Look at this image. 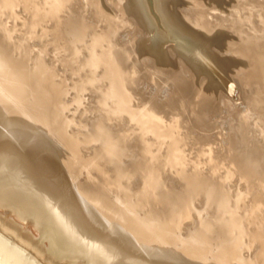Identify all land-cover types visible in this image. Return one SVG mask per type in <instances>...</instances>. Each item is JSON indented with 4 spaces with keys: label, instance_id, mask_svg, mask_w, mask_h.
Instances as JSON below:
<instances>
[{
    "label": "rangeland",
    "instance_id": "1",
    "mask_svg": "<svg viewBox=\"0 0 264 264\" xmlns=\"http://www.w3.org/2000/svg\"><path fill=\"white\" fill-rule=\"evenodd\" d=\"M140 1L136 2L138 5L140 2L143 11L133 0H98L99 6L95 0H0V13L7 12L6 16L0 15V33H3V37L0 34V65L6 77L3 79L0 75V105L11 102L10 115L8 114L11 119L5 127L11 128L19 120L25 122L14 124L11 133L26 145L24 147L28 161H37L46 171L50 169L48 172L52 174L51 177L60 176L57 179L62 182L61 186L81 197L98 215H108L110 222L117 225L111 228L113 232L123 227L128 234L137 236L148 246L167 250L168 256L176 257L179 264H264V44L259 50L257 47L252 49L260 41L264 43V0H163L164 4L161 5L157 4V0ZM261 1L262 5H258ZM26 6L36 13L40 9L42 15L38 20L33 21ZM162 7L165 8L162 10ZM50 9L53 10L50 11L52 14ZM97 11L101 12L100 17L97 16ZM164 12L177 28L188 32L195 43L202 47L210 69H200L192 58L182 56L177 48L178 38L169 32L171 30H168L164 22ZM62 15L70 17L61 20ZM147 17L149 19L144 21L147 25H144L141 19L145 20ZM56 21L66 28L63 33L59 30L56 33L51 31L57 29ZM71 25H74V29ZM156 25L158 28H155ZM157 35L161 40L169 41H161ZM74 37H78V42ZM156 41L158 42L152 43ZM90 42L92 43L89 44ZM71 46H77V53ZM254 51L257 54L260 51L261 56L258 58ZM99 55L106 56L108 63L104 58L99 60ZM115 57L119 60H115ZM104 61L107 67L103 65ZM110 65L111 68L116 67L117 80L102 77ZM166 68L169 75L165 72ZM99 72V75L102 74L98 75L100 78L97 76ZM222 75H226L224 79ZM148 80L152 81L149 83ZM225 81L232 84L234 96L231 99L242 104L241 107L246 105L245 109L248 106L252 108L248 118L254 117L257 111L258 122L261 123L262 120L258 127L255 124H252L255 128L247 125L243 131L247 134L244 137L241 136L243 132L231 128L232 120L226 117L219 98L213 96L215 91L219 94L218 97L224 92L219 88ZM118 88L124 90L122 92L125 96L120 98L122 103L120 100V103H116L114 97L106 98L109 95L108 89ZM143 92L145 95H140ZM97 98H100L99 101ZM176 101L186 104L175 107L173 105ZM139 102L142 103L141 106ZM188 103H196L194 106L197 107L191 108ZM144 105H148L149 109L153 106L152 109L158 111L156 113L159 118L163 116L160 113H164L169 106L174 107L175 111L170 112L160 131L157 123L152 124L153 118L141 110L145 108ZM201 106L203 110L199 109ZM92 110H97L98 114ZM194 115H200L201 118ZM124 116H127L129 122ZM211 116L215 117V121L219 119L218 122ZM203 118L208 123H204ZM221 126L227 128L229 134L223 138L222 143H218L219 140L215 139L216 131ZM203 127L208 130L207 135ZM212 128H215V132ZM133 140H137L139 145L132 143ZM140 143L143 145L140 146ZM134 146H138V149ZM160 147L166 152L176 151V157L160 156L157 151ZM14 148L15 145L8 147L7 151L14 152ZM201 148L207 151L203 149L201 152ZM208 148L211 151L209 153ZM135 149L139 151L136 152ZM27 150L32 152L29 151V154ZM203 152H207V155ZM212 156L214 161L209 159H213ZM113 157L117 159L114 160ZM219 158L223 160L219 161ZM251 159L257 161L258 166L252 165L246 171L245 168L254 163ZM215 161L221 162V165L223 163V166L216 167L213 165ZM231 161L237 168L229 166L233 164ZM224 164L228 166L225 167ZM228 167L229 170L226 169ZM174 171L178 176L173 174ZM118 226L120 228L117 229Z\"/></svg>",
    "mask_w": 264,
    "mask_h": 264
},
{
    "label": "bare ground",
    "instance_id": "2",
    "mask_svg": "<svg viewBox=\"0 0 264 264\" xmlns=\"http://www.w3.org/2000/svg\"><path fill=\"white\" fill-rule=\"evenodd\" d=\"M37 1V0H36ZM45 1V0H43ZM137 5L138 2H136L137 0H133ZM140 1V0H139ZM143 1V0H142ZM201 1V0H200ZM58 2V1H57ZM141 2V1H140ZM139 5L137 7H139V9L141 11H143V9L141 8L142 5ZM195 2V1H194ZM199 2V1H198ZM206 2V1H205ZM203 2V3H205ZM246 2V1H245ZM19 3V2H18ZM17 3V4H18ZM26 3V2H24ZM23 3V4H24ZM33 3V2H32ZM46 3V2H45ZM95 3L99 6L98 4V0H95ZM191 3V2H190ZM248 3V2H246ZM256 3V2H255ZM260 3H263L262 1L258 3V5H262ZM14 4V3H13ZM11 4L14 8V5ZM16 4V5H17ZM28 4V3H27ZM36 4V3H35ZM91 4V3H90ZM156 4V2H155ZM154 4V5H155ZM157 4L161 5L164 4L163 0H157ZM167 4V3H166ZM1 5V4H0ZM10 5V6H11ZM19 5V4H18ZM34 5V4H32ZM61 5V4H60ZM134 5V4H133ZM210 5V4H209ZM254 5V4H253ZM256 5V4H255ZM23 6V5H22ZM29 6V5H28ZM28 6H26L25 8H27ZM31 6V5H30ZM41 6V4L39 5ZM130 6V5H129ZM9 7V6H8ZM18 7V6H17ZM35 7V5H34ZM38 7V6H37ZM93 7V6H92ZM136 7V5H135ZM155 7V6H154ZM175 7V6H174ZM2 8V7H1ZM24 8V9H25ZM39 8V7H38ZM37 8V9H38ZM133 8V7H132ZM157 8L158 5H157ZM165 7H162V10ZM16 8H14L15 10ZM127 9V8H126ZM130 9V8H129ZM155 9V8H154ZM213 10V8H211ZM131 10V9H130ZM161 10V9H160ZM165 10V9H164ZM176 10V9H175ZM204 10V9H203ZM16 11V10H15ZM27 11V10H26ZM28 11L29 13L32 15V19L35 22V19H39V16L42 15V13L39 12L36 13L35 10L31 11V9L29 10L28 7ZM47 11V10H46ZM53 10L50 9L49 12ZM52 12H50V14H52ZM60 12V11H59ZM99 12V13H98ZM138 12V11H137ZM167 12V11H166ZM7 13V12H5ZM5 13H0V15H4ZM56 13V12H55ZM96 13V12H95ZM100 11H97V16L100 17ZM139 13V12H138ZM162 13V12H161ZM165 13V12H164ZM164 15V22L168 28V30L170 33L172 32V34L178 38V43H177V48L178 50L182 53V56L187 55V57L189 56L190 58H192L193 61L196 62V64L200 67L206 68L207 70L211 68L209 62L207 61V55L205 54L204 50H202V47H200L198 44L195 43V41L187 34L185 33L183 30H181V28L179 27V24L177 28V25L175 26V24L172 23L169 15L167 13H165ZM218 13V12H217ZM13 14V13H12ZM15 14V13H14ZM13 14V15H14ZM20 13H18L19 15ZM22 14V13H21ZM66 14V13H65ZM7 14H5L4 16H6ZM12 15V16H13ZM54 15V14H53ZM96 15V14H94ZM143 15V14H142ZM159 15V14H158ZM20 16V15H19ZM44 16V14H43ZM48 16V15H47ZM69 16V15H67ZM66 15H62L61 16V20L64 19L65 17H67ZM141 16V14H140ZM153 16V15H152ZM215 16V15H214ZM221 16V15H220ZM2 17V16H1ZM8 17V16H7ZM17 17V16H16ZM21 17V16H20ZM24 17V16H23ZM51 17V16H49ZM70 17V16H69ZM143 17V16H142ZM146 17V16H145ZM144 17V18H145ZM163 17V16H162ZM6 18V17H5ZM54 18V17H53ZM225 18V17H224ZM37 19V20H38ZM100 19V18H99ZM147 19H149L148 17L144 20L143 18L141 20H143L142 23H144V21H147ZM155 19V18H154ZM163 19V18H162ZM217 19L219 20V17H217ZM31 20V19H29ZM41 20L43 21V19L41 18ZM56 20V18H55ZM54 20V21H55ZM72 20V19H71ZM101 20V19H100ZM121 20V19H120ZM174 20V19H172ZM206 20V18H205ZM208 20V19H207ZM255 20V19H254ZM1 21V20H0ZM49 21H52L49 19ZM60 21V20H59ZM75 21V20H74ZM119 21V20H118ZM138 21V20H137ZM151 21V20H150ZM156 21V20H155ZM163 21V20H162ZM175 21V20H174ZM190 21V20H189ZM3 22V21H2ZM30 22V21H29ZM32 22V21H31ZM30 22V23H31ZM41 22V21H38ZM53 22V21H52ZM57 22V21H56ZM67 22V21H66ZM73 22V21H72ZM76 22V21H75ZM87 23L89 21H86ZM185 22V21H184ZM193 22V21H192ZM206 22V21H205ZM225 22V21H224ZM55 23V22H54ZM64 23V21H63ZM68 23V22H67ZM65 23V24H67ZM140 23V22H138ZM138 23H136L138 25ZM148 23V22H147ZM161 23V22H160ZM190 23V22H189ZM195 23V22H194ZM4 24V23H3ZM38 23H36L37 26ZM50 25V23H47ZM58 24V22H57ZM56 24V26H57ZM69 24V23H68ZM67 24V25H68ZM74 24V22H73ZM89 24V23H88ZM91 24V22H90ZM122 24V23H121ZM155 24V23H154ZM177 24V23H176ZM197 24V23H196ZM54 25V24H53ZM51 25V26H53ZM78 25V23L76 24ZM85 25V24H84ZM92 25V24H91ZM123 25V24H122ZM142 25V24H141ZM144 25H147L144 23ZM162 25V24H161ZM191 25V23H190ZM194 25V24H193ZM200 25V24H199ZM2 27V25H0ZM34 26V25H33ZM41 26V25H40ZM55 26V25H54ZM69 26V25H68ZM74 27V25H71V27ZM93 26V25H92ZM120 26V23H119ZM150 25H148L149 27ZM183 26V25H181ZM195 26V25H194ZM206 26V24H205ZM44 27V26H43ZM70 27V26H69ZM72 27V29H74ZM100 27V26H98ZM97 27V28H98ZM113 27V26H112ZM138 27V26H137ZM158 28V26L156 25L155 28ZM198 27V26H197ZM35 28V27H32ZM31 28V29H32ZM47 28V27H46ZM51 28V27H49ZM111 28V27H110ZM141 28V27H140ZM151 28V27H150ZM200 28V27H199ZM214 28V27H213ZM232 28V27H231ZM1 29V28H0ZM27 29V28H26ZM56 29V28H55ZM51 29V31H54L55 33L57 32V30H59V32H62L64 29L62 23L60 22L57 26L56 30ZM93 29V27H92ZM114 29V28H113ZM117 29V28H116ZM139 29V28H138ZM145 29V28H144ZM154 29V28H153ZM198 29V28H197ZM209 29H211L209 27ZM208 29V30H209ZM7 30V29H6ZM6 30H3L4 32ZM25 30V29H24ZM28 30V29H27ZM42 30V29H41ZM137 30V29H136ZM163 30V29H162ZM207 30V29H206ZM30 31V29H29ZM39 31V30H38ZM50 31V29L48 30ZM67 31V30H66ZM109 31V30H108ZM118 31V30H116ZM140 31V30H139ZM137 31V32H139ZM149 31V29H148ZM158 31V29H157ZM202 31V30H201ZM1 32V31H0ZM28 32V31H27ZM58 32V34H59ZM111 32V31H110ZM109 32V33H110ZM153 32V31H152ZM151 32V33H152ZM155 32V30H154ZM207 32V31H206ZM209 32V31H208ZM259 32V31H257ZM51 33V32H49ZM55 33H51L54 36L56 35ZM63 33V32H62ZM67 33V32H66ZM157 33V32H156ZM198 33V32H197ZM200 33V32H199ZM1 34V33H0ZM3 34V33H2ZM1 34V35H2ZM7 34V33H5ZM153 34V33H152ZM161 34V33H160ZM167 34V33H166ZM202 34V33H201ZM252 34V33H251ZM0 35V36H1ZM31 35V34H30ZM50 35V34H49ZM60 35V34H59ZM118 35V34H117ZM151 35V34H150ZM149 35V36H150ZM159 35V34H158ZM157 35V37H158ZM261 35V34H260ZM74 36V35H72ZM72 36L70 37L72 39ZM103 36V35H102ZM105 36V35H104ZM113 36V35H112ZM110 36V37H112ZM164 36V35H163ZM248 36V35H247ZM254 36V35H253ZM3 37V35H2ZM1 37V38H2ZM27 37V36H26ZM25 37V38H26ZM59 37V36H58ZM57 37V38H58ZM69 37V36H68ZM115 37V36H114ZM113 37V39H114ZM207 37V36H206ZM249 37V36H248ZM252 37V36H251ZM255 37V36H254ZM13 38V37H12ZM64 38V37H63ZM75 38V37H74ZM73 38V39H74ZM106 38V37H105ZM150 39V37H148ZM147 38V39H148ZM159 39L161 37H158ZM258 38V37H257ZM16 39V38H15ZM28 39V38H27ZM51 39V38H50ZM65 39V38H64ZM78 37L75 38V40L77 41ZM99 39V38H98ZM103 39V37L101 38ZM112 39V40H113ZM154 39V38H153ZM2 40V39H1ZM156 40V39H154ZM153 40V41H154ZM161 40V39H160ZM250 40V39H249ZM257 40V39H256ZM261 40V39H260ZM258 40V41H260ZM15 41V40H14ZM55 41V40H53ZM68 41V40H67ZM85 41V40H84ZM96 41V40H95ZM100 41V40H99ZM98 41V42H99ZM150 41V40H149ZM148 41V43H149ZM152 41V40H151ZM164 41V40H161ZM169 41V40H167ZM166 39L164 42H167ZM253 41V40H252ZM41 42V41H40ZM51 42V41H50ZM73 42V41H72ZM78 42V41H77ZM113 42V41H112ZM156 42H152V43H157ZM171 42V41H170ZM234 42V41H233ZM256 42V41H255ZM254 42V43H255ZM55 43V42H54ZM92 42H90L89 44H91ZM101 43V42H99ZM249 43V42H248ZM25 44V43H24ZM74 44V43H72ZM94 44V43H93ZM104 44V43H103ZM110 44V43H109ZM108 44V45H109ZM263 41H260V44L257 43L256 46H254L252 49H255V47H257L256 49L259 50L260 48H262L263 45ZM75 45H77L75 43ZM97 45V44H96ZM105 45V44H104ZM174 45V44H173ZM204 45V44H203ZM206 45V44H205ZM250 45V44H249ZM20 46V45H19ZM103 46V45H101ZM114 46V45H112ZM164 46V45H163ZM176 46V44H175ZM243 46V45H242ZM43 46H41L42 48ZM73 47L74 51H75V47L77 48V46H71ZM100 47V44H99ZM161 47V46H160ZM173 47V46H172ZM239 47V46H238ZM79 48V47H78ZM101 48V47H100ZM104 48V46H103ZM102 48V51H103ZM141 48V47H140ZM148 48V47H147ZM145 48V49H147ZM155 48V47H154ZM230 48V47H229ZM234 48V47H233ZM250 48V47H249ZM82 49V48H81ZM99 49V48H98ZM105 49H109V48H105ZM160 49V48H159ZM164 49V48H163ZM236 49V46H235ZM238 49V48H237ZM241 49V48H240ZM21 50V49H20ZM84 53H85V49ZM82 50V51H83ZM176 50V49H175ZM26 51V50H25ZM101 51V50H100ZM98 51V52H100ZM101 51V52H102ZM108 51V50H107ZM111 51V50H109ZM253 51V50H252ZM22 52V51H21ZM76 52V51H75ZM79 52V51H78ZM100 52V54H101ZM106 52V51H105ZM103 52V53H105ZM243 52V51H242ZM251 52V50H250ZM6 53V52H5ZM77 53V52H76ZM83 53V54H84ZM109 53V52H108ZM159 53V52H158ZM178 53V52H177ZM255 53V51H254ZM259 54H257V52L255 53V55L258 57L261 53L260 51L258 52ZM79 54V53H78ZM89 54V53H88ZM248 54V53H247ZM106 55L108 56V54L106 53ZM155 55V54H154ZM249 56H251L250 54H248ZM253 55V53H252ZM7 56V55H6ZM22 56V55H21ZM95 56V55H94ZM100 56V55H99ZM151 56V55H150ZM261 56V55H260ZM259 56V57H260ZM106 57V56H105ZM104 57V55H101L99 58V60L101 58H104V60H106ZM111 57V55H110ZM186 57V59H188ZM221 57V56H220ZM256 57V58H257ZM258 57V58H259ZM87 58V57H86ZM112 58V57H111ZM114 58V57H113ZM181 58V57H180ZM184 58V57H183ZM225 58V57H224ZM223 58V59H224ZM230 58V57H229ZM228 58V59H229ZM262 58V57H261ZM17 59V58H16ZM19 59V58H18ZM118 58L115 57V60H117ZM227 59V58H225ZM227 59V60H228ZM231 59V58H230ZM111 60V59H110ZM119 60V59H118ZM122 60V59H121ZM184 60V59H183ZM191 60V59H190ZM212 60V59H211ZM260 60V59H259ZM22 61V60H21ZM97 61V60H96ZM103 62V60H101ZM107 61V60H106ZM114 61V60H113ZM232 61V60H230ZM92 62V61H91ZM112 62V60H111ZM117 62V61H116ZM120 62V61H118ZM125 62V61H124ZM264 62V59H263ZM3 63V62H2ZM89 63V62H88ZM106 62L104 61L103 65ZM108 63V61H107ZM121 63V62H120ZM119 63V64H120ZM102 63H100L101 65ZM113 64V62H112ZM177 64V63H176ZM182 64V63H181ZM3 65V64H2ZM7 65V64H4ZM19 65V64H18ZM28 65V64H27ZM99 65V66H100ZM106 65V64H105ZM116 67L119 69V66L117 64H115ZM157 65V64H156ZM185 65V64H184ZM191 65H193L191 63ZM102 66V65H101ZM108 65H106L107 67ZM105 67V68H106ZM115 67V68H116ZM192 67V66H191ZM223 67V66H222ZM28 68V67H27ZM30 68V67H29ZM72 68V67H71ZM109 68V67H108ZM115 68H110L107 70L106 68V72H104L103 76H106V79H114L116 78L115 75L117 73H115L116 69ZM122 68V67H121ZM159 68V67H158ZM231 68V67H230ZM6 69V68H5ZM34 69V68H33ZM101 69V68H100ZM154 69V68H153ZM167 70H165V72L167 71V75L168 74V68H166ZM185 69V68H183ZM201 69V68H200ZM98 70V69H97ZM102 70V69H101ZM100 70V71H101ZM104 70V69H103ZM102 70V71H103ZM156 70V68L154 69ZM171 70V69H170ZM187 70V68L185 69ZM193 70V69H192ZM206 70V71H207ZM230 70V69H229ZM232 70V69H231ZM27 71V70H26ZM118 71V70H117ZM120 71V70H119ZM137 71V69H136ZM161 71V70H160ZM173 71V70H172ZM181 71H184L181 69ZM205 71V72H206ZM226 71V70H225ZM34 72V71H33ZM97 72V71H96ZM164 72V71H163ZM193 72V71H192ZM195 72V71H194ZM27 73V72H25ZM103 73V72H101ZM146 73V72H145ZM154 73H156L154 71ZM159 73V72H158ZM172 73V72H171ZM175 73V72H174ZM177 73V72H176ZM217 73V71H216ZM219 73H221L219 71ZM230 73V72H229ZM4 73L2 72V67L0 65V75L4 78H6L4 75ZM34 74V73H33ZM100 74V72L97 74V76ZM141 74V73H140ZM143 74V73H142ZM147 74V73H146ZM152 74V73H151ZM183 75V73H181ZM188 74V73H187ZM213 74V73H212ZM102 75V74H101ZM99 75V76H101ZM120 75V72L119 74ZM117 75V77H118ZM156 75V74H154ZM158 75V74H157ZM162 75V74H161ZM177 75V74H176ZM175 75V76H176ZM207 75V74H206ZM217 75H219L217 73ZM221 75V74H220ZM98 76V77H99ZM160 76V74L158 75ZM173 76V75H172ZM174 76V78H175ZM180 76V75H178ZM185 76V75H184ZM214 76V75H213ZM223 79L224 76L226 75H222ZM220 76V78L222 77ZM229 76V75H228ZM37 77V76H36ZM123 77V76H122ZM130 77V76H129ZM144 77V76H143ZM141 77V78H143ZM148 77V76H147ZM154 77V76H153ZM170 77V76H169ZM208 77V76H207ZM30 78V76H29ZM91 78V77H90ZM100 78V77H99ZM128 78V77H127ZM145 78V77H144ZM150 78V76H149ZM161 78V77H160ZM166 78V77H164ZM180 78V77H179ZM183 78V77H182ZM214 78V77H213ZM217 78V77H216ZM214 78V79H216ZM88 79V78H87ZM125 79V78H123ZM172 79V78H171ZM30 80H32V78H30ZM101 80V79H100ZM99 80V81H100ZM117 80V78L115 79ZM143 80V79H142ZM147 80V79H146ZM211 80V79H209ZM219 80V79H218ZM226 80V78H225ZM103 81V79H102ZM107 81V80H106ZM119 81V80H118ZM125 81V80H123ZM129 82H131L130 80H128ZM144 81V80H143ZM149 81V80H148ZM152 81V80H151ZM149 81V83L151 82ZM161 81V80H159ZM163 81V79H162ZM175 81V80H174ZM227 81V80H226ZM223 82L220 85V88L222 91V93H220V96L218 97L217 92L215 91L213 93L214 98H219L222 106H223V111L226 112L227 116L229 117L230 120H232V126L231 128H234V131L237 132H243L246 130L245 127H247V125H252L255 124L258 127V123L262 124V120L261 123L258 122V117H257V111H256V115H254V117H249L248 115L251 114L252 108L248 106L247 109H245L244 107H241L242 104H239L238 102H235L234 100L231 99L232 96H234V90L232 89V84H230L229 82ZM114 82V81H113ZM112 82V83H113ZM117 81H115L114 83H116ZM170 82V81H169ZM172 82V80H171ZM199 82V81H198ZM220 82V80H219ZM91 83V82H90ZM104 83V81H103ZM113 83V84H114ZM120 83V82H119ZM162 83V82H161ZM210 83V82H209ZM111 84V85H113ZM131 84V83H130ZM143 84V83H142ZM158 84V82L156 83ZM115 85V84H114ZM117 85V84H116ZM146 84L144 83V86ZM163 85V84H162ZM29 86V85H28ZM110 86V85H109ZM128 86V85H126ZM130 86V85H129ZM143 86V85H142ZM118 87V86H117ZM115 87V88H117ZM111 88V87H110ZM121 88V87H119ZM114 90V89H108L109 90V95H106L109 97H114L116 100L115 102L117 103L121 96L124 95V93L122 91L124 90ZM126 88V87H125ZM198 89V88H197ZM142 91L144 90V88L141 89ZM181 90V89H180ZM205 90V89H204ZM217 90V88L215 89ZM145 91V90H144ZM166 91V90H165ZM170 91V90H169ZM175 91V90H174ZM173 91V92H174ZM195 91V90H194ZM199 91V90H197ZM202 91V90H201ZM164 92V91H163ZM171 92V91H170ZM200 92V91H199ZM203 92V91H202ZM144 93V92H143ZM141 94L142 96L145 95ZM148 93V92H146ZM151 93V92H150ZM165 93V92H164ZM167 93V92H166ZM149 94V93H148ZM152 94V93H151ZM157 94V93H156ZM168 94V93H167ZM166 94V95H167ZM102 95V94H101ZM130 95V94H128ZM170 95V93H169ZM173 95V94H172ZM125 96V95H124ZM189 96V95H188ZM212 96V95H211ZM10 98V96H8ZM105 97V96H104ZM108 97V98H109ZM130 97V96H129ZM164 97V96H163ZM169 97V96H168ZM171 97V96H170ZM199 97V96H198ZM113 98V99H114ZM182 98V97H181ZM193 98V97H192ZM207 98V97H205ZM264 98V97H263ZM1 99V98H0ZM6 99V97H5ZM13 99V98H12ZM98 99V98H97ZM100 99V98H99ZM98 99V101H99ZM128 99V98H127ZM133 99V98H132ZM168 99V98H166ZM173 99V98H172ZM180 99V97H179ZM202 99V98H201ZM204 99V98H203ZM202 99V100H203ZM210 99V98H209ZM104 100V98H103ZM176 100V97H175ZM174 100V101H175ZM183 102V99H180ZM185 100V99H184ZM201 100V101H202ZM205 100V99H204ZM6 101V100H5ZM102 101V100H100ZM126 101V100H125ZM157 101V100H156ZM169 101H172L171 99ZM167 101V102H169ZM193 101V100H192ZM195 101V99H194ZM193 101V102H194ZM198 101V102H201ZM212 101V100H211ZM263 101V99H262ZM120 102L122 103V101L120 100ZM118 102V103H120ZM129 102V100H128ZM133 102V101H131ZM186 102V101H185ZM192 102V103H193ZM204 102V101H203ZM206 102V101H205ZM214 102V100H213ZM218 102V101H217ZM99 103V102H98ZM140 103V102H139ZM138 103V104H139ZM161 103V102H159ZM191 103V102H190ZM209 103V102H208ZM212 103V102H211ZM4 104V103H1ZM142 103H140L141 106ZM143 104H146L145 102ZM149 104V103H148ZM174 104V103H173ZM186 104V103H183ZM180 103V101H176L175 104L173 106L175 107H179L181 105H183ZM189 104V103H188ZM187 104V105H188ZM196 104V103H195ZM194 104V105H195ZM198 104V103H197ZM210 104V103H209ZM215 104V103H214ZM220 104V103H219ZM218 104V105H219ZM13 105V104H12ZM170 105V104H168ZM191 105L190 107L192 108H196L194 105ZM188 105V106H189ZM217 105V104H215ZM1 106V105H0ZM10 106H11V102H6L4 104V106H1L3 108L0 109V237L6 241L13 249H15L22 257H24L30 264H179L177 258L175 256V258H171L172 256L169 255L168 256V252L167 250L163 249V248H154V247H150L148 246L145 241L140 240L139 238H137V236L128 234L126 232V229L118 226V228H120L117 232H113L111 230V228H113L115 225H113L110 220L108 215L106 214H101L99 213V215L97 214V212L93 209H91V207H89V204L87 202H85L81 197L77 196L76 194H74L72 191H70V189L68 188H64L63 186H61L62 182L59 181L57 178L60 176H56L55 173L54 175L56 176V178L51 177L52 174H49V170L46 171V168H42V166H39V164L37 163V161H28V155L26 157V148L23 145V143H21V141L17 138H14V134H12V127L13 125H18L20 123H25L23 121H18V122H14L13 125L10 127H5V124H7L9 122V120L11 119L8 114L10 115ZM143 106V105H142ZM148 106V105H147ZM147 106L144 105L145 108L141 109L145 115H148L150 117L153 118L152 120V124H158V130H160V127H162L163 123H166V119L168 118L170 112L172 110H174L172 106H169L167 108H165L164 113H160L163 114V116H161L160 118L157 116L158 112L157 110L154 111V109H152V107L147 108ZM157 106V105H156ZM204 106V105H203ZM149 107V106H148ZM164 107V106H161ZM186 107V105L184 106ZM183 107V108H184ZM216 107V106H215ZM199 108V107H198ZM205 108V106H204ZM217 108V107H216ZM260 108V107H259ZM12 109V108H11ZM138 109V108H137ZM164 109V108H161ZM181 109V108H180ZM187 109V108H186ZM200 110H203V107L201 106V108H199ZM193 110V109H192ZM93 111V110H92ZM138 111V110H137ZM175 111V110H174ZM195 111V110H194ZM198 111V110H197ZM207 111V109L205 110V112ZM221 110H219L220 112ZM94 112V111H93ZM101 112V111H100ZM199 112V111H198ZM201 112V111H200ZM92 113V112H91ZM96 114H98L97 110H95ZM104 113V112H103ZM126 113V111L124 112ZM129 113V111L127 112ZM177 113V111H176ZM202 113V112H201ZM212 113V112H211ZM218 113V112H217ZM93 114V113H92ZM95 114V115H96ZM102 114V113H101ZM206 114V113H205ZM223 114V113H222ZM27 115V113H26ZM94 115V114H93ZM125 115V114H124ZM159 115V114H158ZM189 115V114H188ZM204 114H201V116ZM216 115V114H215ZM190 117L192 115H189ZM195 116V115H194ZM193 116V118H194ZM201 116L199 115L198 117L201 118ZM217 116V115H216ZM225 116V115H224ZM223 116V117H224ZM125 117V116H124ZM127 117V116H126ZM125 117V118H126ZM129 117V116H128ZM196 117V116H195ZM196 117V118H198ZM204 117H206L204 115ZM213 117L214 121H215V117ZM24 118V117H23ZM22 118V119H23ZM105 118V117H104ZM123 118V116L121 117ZM134 118V117H133ZM177 118V117H176ZM183 118V117H182ZM219 118V117H218ZM18 119V118H17ZM127 119V118H126ZM136 119V118H135ZM171 119V118H170ZM195 119V118H194ZM224 119V118H223ZM261 119V118H260ZM26 120V119H24ZM34 120V119H33ZM125 120V119H124ZM211 121L212 118H210ZM219 120V119H217ZM215 122H218V121ZM17 121V120H16ZM127 121L129 122V120L127 119ZM136 121V120H135ZM155 121V122H154ZM182 121V120H181ZM180 121V122H181ZM196 121V120H195ZM203 121H205V119L203 118ZM209 121V118L208 120ZM229 121V120H228ZM36 122V120H35ZM121 122V120H120ZM123 122V121H122ZM125 122V121H124ZM133 122V121H132ZM137 122V121H136ZM134 123L135 126L138 123ZM169 122V121H168ZM38 123V122H37ZM142 124L143 121L141 122ZM176 123V122H175ZM174 123V124H175ZM183 123V122H182ZM204 123H208V122H204ZM210 123V122H209ZM231 123V121H230ZM9 124V123H8ZM131 124V123H130ZM129 124V125H130ZM185 124V122H184ZM193 124V123H192ZM199 124V123H198ZM178 125V124H176ZM204 125V124H203ZM212 125V124H210ZM8 126V125H7ZM21 126V125H20ZM128 126V125H126ZM180 126V125H178ZM207 126V125H206ZM214 126V125H213ZM212 126V127H213ZM223 126V124H222ZM218 128L216 131V140L219 142L218 143H222V141L224 140L223 138L229 134V132H227V128ZM253 126V125H252ZM262 126V125H261ZM24 127V126H23ZM40 127V125H39ZM120 127V126H118ZM139 127V126H138ZM195 127V126H194ZM19 128V127H18ZM90 128V127H89ZM104 128V127H103ZM129 128V126H128ZM137 128V127H136ZM141 128V127H140ZM164 128V127H163ZM216 128V127H215ZM214 128V129H215ZM253 128H255L253 126ZM262 128V127H261ZM23 129V128H21ZM100 130L102 129V127L99 128ZM212 128V131L214 130ZM248 129V128H247ZM251 129V128H250ZM28 130V129H27ZM91 130V129H90ZM138 130V129H137ZM144 130V129H143ZM142 130V131H143ZM153 130V129H152ZM156 130V129H155ZM154 130V131H155ZM198 130V129H197ZM203 130L204 129L203 127ZM233 130V129H232ZM258 130H260L258 128ZM15 131V130H13ZM18 131V130H17ZM38 131V130H37ZM84 131V130H83ZM99 131V130H98ZM145 131V130H144ZM157 131V130H156ZM161 131V130H160ZM176 131V130H175ZM199 131V130H198ZM207 131H205L206 135H207ZM229 131V130H228ZM234 131H231V133H233ZM249 132V130H247ZM246 131V132H247ZM28 132V131H27ZM102 132V130H101ZM133 132H135V130H133ZM137 132V131H136ZM149 132V131H148ZM159 132V131H158ZM203 132V131H202ZM211 132V129L210 131ZM209 132H208V136H209ZM215 132V130H214ZM29 133V132H28ZM147 133V132H146ZM171 133V132H170ZM227 133V134H226ZM245 133V132H243ZM241 136H245L247 135L246 133L243 134ZM250 133V132H249ZM259 133V132H257ZM263 133V132H262ZM24 134V133H23ZM87 134V133H86ZM101 134V133H100ZM106 134V133H105ZM104 134V135H105ZM139 134V133H137ZM149 134V133H148ZM169 134V133H168ZM251 134V133H250ZM22 135V134H21ZM174 135V134H173ZM212 135H214V133H212ZM232 135V134H231ZM235 136V134H233ZM258 135V134H257ZM138 136V135H137ZM144 136V135H142ZM157 136V135H156ZM166 136V135H164ZM236 136H238L236 134ZM235 136V137H236ZM243 136V137H244ZM260 133H259V135ZM103 137V136H102ZM134 137V136H133ZM140 137V136H138ZM152 137V136H151ZM154 137V136H153ZM212 137V136H211ZM215 137V135H214ZM247 137H250L247 136ZM21 138V137H20ZM90 138V137H89ZM113 138V137H112ZM137 138V137H136ZM148 138V136H147ZM155 138V137H154ZM226 138V137H225ZM257 138V137H256ZM114 139V138H113ZM134 139V138H133ZM151 139V138H150ZM148 139V140H150ZM153 139V138H152ZM163 139V138H162ZM236 139V138H235ZM241 139V138H240ZM245 139V138H244ZM65 140V139H64ZM154 140V139H153ZM156 140V138H155ZM166 140V139H165ZM200 140V139H199ZM215 140V141H216ZM238 140V139H237ZM243 140V139H242ZM249 140V139H248ZM247 140V141H248ZM262 140V137H261ZM67 141V140H66ZM137 141V140H136ZM136 141L134 142V140L132 141V143H136ZM151 141V140H150ZM149 141V142H150ZM205 140H202V142ZM214 141V140H213ZM68 142V141H67ZM120 142V141H119ZM139 142V141H138ZM146 142V140H145ZM159 142V141H158ZM167 142V141H166ZM197 142V141H196ZM199 142V141H198ZM200 142V144L202 143ZM226 142V141H225ZM251 143V141H249ZM108 143H110V141H108ZM143 143H144V138H143ZM148 143V142H147ZM168 143V142H167ZM205 143V142H204ZM202 143V144H204ZM207 143V142H206ZM213 143V142H212ZM264 143V141H263ZM25 144V143H24ZM34 145V142L32 143ZM30 144V145H32ZM137 145H139V143H136ZM142 146L143 144L140 143ZM198 144V143H197ZM208 144V143H207ZM233 144V143H232ZM244 144V143H243ZM15 145V150L14 152H9L7 151L8 147L14 146ZM37 145V144H36ZM68 145V144H67ZM154 145V144H153ZM167 145V144H166ZM249 145V143H248ZM74 146V145H73ZM100 146V145H99ZM110 146V145H109ZM164 146V145H162ZM161 146V147H162ZM168 146V145H167ZM203 146V145H202ZM210 146V145H209ZM222 146V145H221ZM252 146V145H250ZM264 146V145H263ZM34 147V146H33ZM31 147V148H33ZM69 147V146H68ZM136 147V146H134ZM138 147V146H137ZM136 147V148H137ZM144 147V146H143ZM141 147V148H143ZM157 150L159 151V155L163 156V155H169L171 157H176L177 152L176 151H169L166 152L165 150L161 149ZM201 147V145H200ZM205 147V146H204ZM208 147V145H207ZM236 147V146H235ZM30 148V150H31ZM35 148V147H34ZM70 148V147H69ZM112 148V147H111ZM141 148H139V150H141ZM163 148V147H162ZM179 148V147H178ZM177 148V149H178ZM199 148V146H198ZM206 148V147H205ZM203 148V149H205ZM210 148V147H209ZM208 148V150H209ZM122 149V148H121ZM138 149V148H137ZM172 149V148H170ZM202 149V148H201ZM203 149L201 150V152L203 151ZM249 149V148H248ZM29 150V151H30ZM76 150V149H75ZM116 150V149H115ZM118 150V149H117ZM127 150V148H126ZM136 150V149H135ZM139 150H136L139 151ZM179 150V149H178ZM27 150V152H29ZM142 151V150H141ZM204 151H207V149H205ZM250 151V150H249ZM32 152V151H30ZM29 152V154H30ZM133 152V151H132ZM211 152L210 150L208 151V153ZM233 152V151H232ZM245 152V150H244ZM114 153V152H113ZM204 153V152H203ZM28 154V153H27ZM135 154V153H134ZM204 154L207 155V152H205ZM212 154V153H211ZM210 154V155H211ZM242 154V153H241ZM251 155V154H250ZM158 156V155H157ZM156 156V157H157ZM33 157V156H32ZM40 157V156H39ZM133 157V156H132ZM166 158H168V156H164ZM213 157V156H212ZM242 157V156H241ZM38 158V157H36ZM46 158V157H45ZM134 158V157H133ZM205 158V157H204ZM203 158V159H204ZM41 158H39L40 160ZM113 159H117L115 157H113ZM171 159V158H170ZM174 159V158H173ZM171 159V160H173ZM210 160L214 161V157L213 159L209 158ZM225 159V158H224ZM240 159V158H239ZM33 160V159H32ZM35 160V158H34ZM140 160V159H139ZM208 160V159H207ZM217 160V157H216ZM221 160H223V158H221ZM219 158V161H221ZM237 160V159H235ZM252 160V159H251ZM262 160V159H261ZM219 161H215L213 165H215L216 167L221 165V162ZM254 161V160H252ZM41 162V160L39 161ZM208 162V161H207ZM206 162V163H207ZM222 162H225L222 161ZM242 162V161H241ZM260 162V161H259ZM43 163V162H42ZM46 163V162H45ZM44 163V166H45ZM137 163V162H136ZM190 163V161H189ZM227 163V161H226ZM231 163H233L231 161ZM257 161H254V163L250 164L249 166H247L245 169L246 171L250 168V166H256ZM169 164V163H168ZM173 164V163H172ZM261 164V163H260ZM149 165V164H148ZM188 165V164H187ZM212 165V166H213ZM225 167L226 164H224ZM234 165L231 164L229 166ZM238 165V164H237ZM133 166V165H132ZM198 166V165H197ZM211 166V165H210ZM223 166V163L222 165ZM235 166V165H234ZM258 166V165H257ZM205 167V166H204ZM236 167V166H235ZM239 167H241L239 165ZM132 168V167H131ZM177 168V167H175ZM223 168V167H222ZM237 168V167H236ZM243 168V167H242ZM239 168V169H242ZM261 168V167H260ZM206 169H208L206 167ZM224 169V168H223ZM229 170V167L226 168ZM244 169V168H243ZM257 169V168H256ZM134 170V169H133ZM178 170V169H177ZM259 170V169H258ZM51 171V170H50ZM244 171V170H243ZM132 172V171H131ZM229 172V171H228ZM59 173V172H58ZM174 175H177L176 172L174 171L173 173ZM181 174V173H180ZM179 174V175H180ZM216 174V172L214 173ZM221 174V173H220ZM60 175V174H59ZM173 175V177H174ZM219 175V174H217ZM216 175V176H217ZM228 175V174H227ZM178 176V175H177ZM214 176V175H213ZM146 177V176H145ZM176 177V176H175ZM207 177V176H206ZM224 177V176H223ZM250 177V176H249ZM252 177V176H251ZM255 177V176H254ZM257 177V176H256ZM147 178V177H146ZM199 178V177H198ZM203 178V177H202ZM217 178V177H216ZM219 178V177H218ZM228 178V177H226ZM204 179V178H203ZM223 179V178H222ZM245 179V178H244ZM256 180V178H253ZM202 180V179H201ZM247 180V179H245ZM251 180V179H250ZM205 181H202V183ZM251 183V182H249ZM255 183V182H252ZM260 183V182H259ZM258 184V183H257ZM259 185V184H258ZM151 193V192H150ZM71 196H75V198H70ZM197 197V196H196ZM122 201H124L122 199ZM192 207V206H191ZM248 210V209H247ZM250 213V212H249ZM177 216V215H176ZM174 220V219H173ZM177 222V221H176ZM117 226V225H116ZM115 226V227H116ZM128 227V226H127ZM126 227V228H127ZM131 227V226H129ZM133 229V228H132ZM115 230V229H114ZM128 230V229H127ZM130 230V229H129ZM134 231V230H132ZM131 232V231H129ZM134 233V232H131ZM137 235V233H136ZM209 235V234H208ZM133 236V237H132ZM206 236V235H205ZM234 237V236H233ZM232 239V238H231ZM230 243V242H229ZM233 245V244H231ZM264 253V252H263Z\"/></svg>",
    "mask_w": 264,
    "mask_h": 264
},
{
    "label": "water",
    "instance_id": "3",
    "mask_svg": "<svg viewBox=\"0 0 264 264\" xmlns=\"http://www.w3.org/2000/svg\"><path fill=\"white\" fill-rule=\"evenodd\" d=\"M0 264H30L0 237Z\"/></svg>",
    "mask_w": 264,
    "mask_h": 264
}]
</instances>
